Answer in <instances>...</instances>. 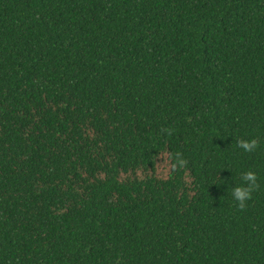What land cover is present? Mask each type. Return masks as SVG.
<instances>
[{
  "label": "trees",
  "instance_id": "trees-1",
  "mask_svg": "<svg viewBox=\"0 0 264 264\" xmlns=\"http://www.w3.org/2000/svg\"><path fill=\"white\" fill-rule=\"evenodd\" d=\"M0 264H264V0H0Z\"/></svg>",
  "mask_w": 264,
  "mask_h": 264
},
{
  "label": "clouds",
  "instance_id": "clouds-1",
  "mask_svg": "<svg viewBox=\"0 0 264 264\" xmlns=\"http://www.w3.org/2000/svg\"><path fill=\"white\" fill-rule=\"evenodd\" d=\"M238 144L246 152H251L257 147L255 139L240 140ZM243 180L246 182L245 185L236 186L232 189V197L240 208L245 206V202L250 198L253 189L256 187L257 175L253 171H247L243 174Z\"/></svg>",
  "mask_w": 264,
  "mask_h": 264
}]
</instances>
